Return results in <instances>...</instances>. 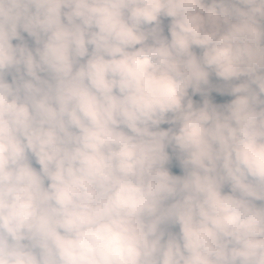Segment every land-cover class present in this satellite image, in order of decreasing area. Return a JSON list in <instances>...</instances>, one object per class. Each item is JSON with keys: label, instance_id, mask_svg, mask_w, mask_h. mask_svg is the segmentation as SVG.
Instances as JSON below:
<instances>
[{"label": "clouds", "instance_id": "obj_1", "mask_svg": "<svg viewBox=\"0 0 264 264\" xmlns=\"http://www.w3.org/2000/svg\"><path fill=\"white\" fill-rule=\"evenodd\" d=\"M0 264H264V0H0Z\"/></svg>", "mask_w": 264, "mask_h": 264}, {"label": "trees", "instance_id": "obj_2", "mask_svg": "<svg viewBox=\"0 0 264 264\" xmlns=\"http://www.w3.org/2000/svg\"><path fill=\"white\" fill-rule=\"evenodd\" d=\"M22 35H24L25 36V38L26 39H28L27 38V36H26V34H23L22 33ZM15 42V41H14ZM29 43H30V41H29ZM213 82L215 83V80L213 79ZM211 98L213 99V101L214 102H217V103H222V102H225V101H227L228 99H230L231 97H229V96H220L219 94H217V93H215V92H212L211 93ZM176 174H179V171H178V169H172Z\"/></svg>", "mask_w": 264, "mask_h": 264}]
</instances>
